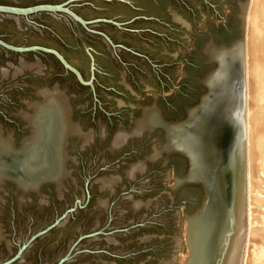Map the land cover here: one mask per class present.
I'll use <instances>...</instances> for the list:
<instances>
[{
  "label": "water",
  "instance_id": "water-1",
  "mask_svg": "<svg viewBox=\"0 0 264 264\" xmlns=\"http://www.w3.org/2000/svg\"><path fill=\"white\" fill-rule=\"evenodd\" d=\"M249 0H0V264H240Z\"/></svg>",
  "mask_w": 264,
  "mask_h": 264
},
{
  "label": "bare ground",
  "instance_id": "bare-ground-1",
  "mask_svg": "<svg viewBox=\"0 0 264 264\" xmlns=\"http://www.w3.org/2000/svg\"><path fill=\"white\" fill-rule=\"evenodd\" d=\"M252 62L245 63L254 72L253 86L246 72L245 107L246 190L240 210V264H264V0H258ZM252 88V91H251ZM246 91V90H245Z\"/></svg>",
  "mask_w": 264,
  "mask_h": 264
},
{
  "label": "rangeland",
  "instance_id": "rangeland-1",
  "mask_svg": "<svg viewBox=\"0 0 264 264\" xmlns=\"http://www.w3.org/2000/svg\"><path fill=\"white\" fill-rule=\"evenodd\" d=\"M258 0H249L248 1V9L245 17V35H244V44H245V54L247 55L246 62L250 61L252 62V53H253V48L255 46V41H254V32H255V24L254 21L256 19V14L258 12L259 5L257 4ZM244 63H245V58H244ZM245 69L247 70V75L248 79L251 81V85L253 86V81L252 79L257 78L258 76L255 77L254 72L251 70V68H247V64L245 63ZM246 74V72H245ZM245 80H246V75H245ZM247 83V81H246ZM247 85L245 84V93L247 92L246 89ZM255 86H253L254 88ZM252 91V88H251ZM247 94V93H246ZM245 94V95H246ZM246 100V96H245Z\"/></svg>",
  "mask_w": 264,
  "mask_h": 264
}]
</instances>
